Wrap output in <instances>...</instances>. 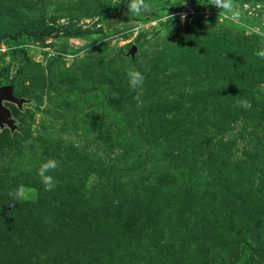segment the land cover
Instances as JSON below:
<instances>
[{"label":"rangeland","instance_id":"374dc122","mask_svg":"<svg viewBox=\"0 0 264 264\" xmlns=\"http://www.w3.org/2000/svg\"><path fill=\"white\" fill-rule=\"evenodd\" d=\"M146 2L0 0V264H264V0Z\"/></svg>","mask_w":264,"mask_h":264},{"label":"clouds","instance_id":"9594fccd","mask_svg":"<svg viewBox=\"0 0 264 264\" xmlns=\"http://www.w3.org/2000/svg\"><path fill=\"white\" fill-rule=\"evenodd\" d=\"M128 12L133 14H143L146 10L150 8V4L146 0H126ZM183 20V15L181 16ZM257 55L264 57V51L258 52ZM127 83L130 89L133 91H138L144 86V75L139 70L130 69L126 73ZM139 98L138 96L136 97ZM58 167V161L55 159H48L46 162L42 163L38 168L37 174L41 177L42 182L46 187L51 190L54 188V179L49 175V171L56 169Z\"/></svg>","mask_w":264,"mask_h":264},{"label":"trees","instance_id":"16d2710c","mask_svg":"<svg viewBox=\"0 0 264 264\" xmlns=\"http://www.w3.org/2000/svg\"><path fill=\"white\" fill-rule=\"evenodd\" d=\"M66 29L67 28L63 26L53 27L44 22L38 25H33L31 27H28L23 22L11 21L7 18L0 16V36L8 37L11 39H17L19 36L24 34L32 37H45V36H49L53 32L59 33L61 32V30H63L62 35L74 36V37L77 36L76 33H72L70 31H67ZM78 34L80 35L83 33H78Z\"/></svg>","mask_w":264,"mask_h":264},{"label":"water","instance_id":"95a60500","mask_svg":"<svg viewBox=\"0 0 264 264\" xmlns=\"http://www.w3.org/2000/svg\"><path fill=\"white\" fill-rule=\"evenodd\" d=\"M4 101L15 103L20 107L26 100L17 98L14 95L13 86L0 87V128H3L5 125H8L11 130H14L15 126L13 120L8 119L10 116V111L3 104Z\"/></svg>","mask_w":264,"mask_h":264}]
</instances>
